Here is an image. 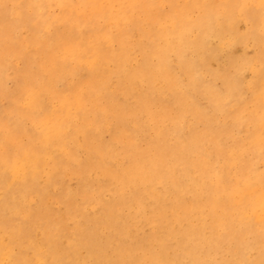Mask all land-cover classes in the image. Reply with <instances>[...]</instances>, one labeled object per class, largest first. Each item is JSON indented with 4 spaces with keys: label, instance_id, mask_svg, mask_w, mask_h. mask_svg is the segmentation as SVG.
Listing matches in <instances>:
<instances>
[{
    "label": "bare ground",
    "instance_id": "bare-ground-1",
    "mask_svg": "<svg viewBox=\"0 0 264 264\" xmlns=\"http://www.w3.org/2000/svg\"><path fill=\"white\" fill-rule=\"evenodd\" d=\"M5 1L0 0V37L10 31L13 50L18 40L16 31L25 30L29 40L22 42L30 43L40 59L18 56L14 79L20 77L26 87L0 96V116L4 107L14 103L11 113L15 122L14 129L5 133V142L0 143V233L9 234V242L0 239V264H83L77 256L71 259L70 253L75 255L80 245L96 252L97 242L80 224L74 223V241L66 240L64 226H60L59 220L84 213L76 201L86 199L89 190L78 169L69 170L74 187L64 189L65 182L58 173L62 161L56 149L67 153L73 167H81L73 146L81 133L84 141L78 147L88 149V156L111 154L117 145L135 167L139 155L136 140L141 134L137 113L154 125L173 118V128L162 130L159 126L158 137L174 134L177 146L171 152L176 158L184 150L198 155L196 161L187 156L192 167L185 173L195 170L186 182L169 173L165 178L170 183L159 194L146 187L161 209L169 195L174 203L171 211L176 214L173 208H182V212L190 209V192L212 189L214 193L210 224L193 227L192 234L190 229L182 231V241L176 243L170 241L174 238L167 229L154 238L157 253L148 252V263H199L202 247H218V242L212 244L209 236L205 237V229L210 228L216 230L214 240H222L225 234V242L231 238L235 241L229 264H264V173L255 178L253 172L257 162L264 164V0H10L12 8ZM52 11L54 16L49 17ZM13 63L0 65L1 87L6 68L11 69ZM74 102L79 105L67 115ZM76 114L79 117L69 118ZM29 116L47 122L33 139L39 143L35 149H27L16 139L20 119ZM104 131L109 132L110 139H102ZM28 132L23 128L19 133L28 136ZM181 134L189 139L181 138ZM51 135L59 137L53 148ZM155 148L161 150L160 145ZM42 156L54 159L55 164H44ZM93 163L113 171L105 156ZM131 168L110 176L123 185L121 179ZM232 169H239L235 176ZM41 178L43 185L36 181ZM57 184L62 189L56 199L65 204L61 214L42 209ZM225 187L236 189L240 197L221 205L219 192ZM124 190L121 186V196ZM140 198L131 200L135 216L142 209ZM163 211L157 222L150 223L165 224ZM224 212L228 215L220 219ZM117 218V210L109 214L108 226L115 229L105 235V241L112 233H120L122 224L114 223ZM33 226L40 240L34 237ZM221 228L229 232L218 233ZM248 235L252 236L250 243L246 241ZM171 247L173 254L168 250ZM122 252L127 264H140L133 250Z\"/></svg>",
    "mask_w": 264,
    "mask_h": 264
},
{
    "label": "rangeland",
    "instance_id": "rangeland-1",
    "mask_svg": "<svg viewBox=\"0 0 264 264\" xmlns=\"http://www.w3.org/2000/svg\"><path fill=\"white\" fill-rule=\"evenodd\" d=\"M5 2L7 7H11V8L13 7L12 2L10 0H6ZM53 16H54V12L52 11L49 14V17H53ZM9 36H10V31H9V35L0 37V65L2 63L4 64H7L8 62L11 63L12 61H14V63L11 69L10 67H8V69L6 68L3 79L4 85L2 87L0 86V96L4 95L7 91L15 90L16 87L18 89L15 93L19 92V88L26 87V83L24 81L21 82L20 77L14 79L13 71L16 66L15 63L19 60L18 56L27 54V55H31L33 59L36 60L40 59V57L36 54L34 49L30 46V43L22 42L24 39L29 40L26 37L25 30L19 29L18 31H16V35L14 37L18 38V40L14 42L16 43V45L13 48V50L10 48ZM14 43H11V45L13 46ZM88 53L92 54V52H88ZM217 84L218 81H216L215 85ZM119 98L123 99L121 95H119ZM200 101L203 102L204 99L200 97ZM130 102L134 103V100L130 99ZM77 105H79V103L74 102L72 104L71 109L68 112H66V114L67 115L73 114L75 110V107L73 106H77ZM90 105H91L90 103L87 105V112H90L89 111ZM13 106L14 103H11L7 107H4V112L0 116V143L2 144L6 140L5 133L14 129L15 127V122L13 120L14 115L11 113V108ZM137 115H138V124L141 127V132H140L141 134L137 137L136 140V145L139 155H136L135 167L129 164V159L126 158V153H124L122 151V148H119L117 145L113 147L111 154L101 153L96 158L88 156L86 152L88 151V149H86L84 146H83L84 149L81 146L78 147V145H83V141H84V137L81 133H78L76 142L73 143L74 154L76 158L79 160L81 167L79 168L73 167V165H71L66 158L67 153L61 150V148L56 149L57 157L60 158V160L62 161V164L58 165V173L60 174V178L63 179L65 182L64 189L71 190L74 187L75 179L74 177H72V174H69V170L78 169L83 175V177L86 179L89 190L88 192L89 196L86 199H83L81 197L78 201H76L77 205L81 204L84 213L83 214L78 213L76 216H74V218H66V219H62L61 221L59 220L60 226H64L63 232H65L67 236L66 240L74 241L76 239V235L73 233L74 231L73 226L74 223H77L80 224L82 228H85L86 235H88L89 238L94 239V243L97 242L98 244V248L94 247L96 252H89L84 245H80L77 248L75 255L70 253L69 257L73 260H76L74 257L77 256L80 259V261L84 260V263H88V264H127V260L124 259V254L122 255L123 253L122 249H124V251L133 250L134 251L133 254L136 256L135 260L139 261L140 264H150L146 260L148 256V252L152 251L153 253H157L158 243L156 240H154V238L161 237L164 231H166L167 229L170 230V233L174 238V240L171 239L170 241L176 243L177 241H179V239L180 241H182V237H181L182 231H188V229H190L189 233H191V229L193 227H203L204 225L208 226L211 222L209 210H211L210 204L212 202L211 200L212 196L214 195L212 189H207L208 192L207 191L202 192L204 193L205 197H203L202 193L194 194L190 192L188 194L189 199L187 200V203L190 201L189 202V204L191 205L190 209L188 208L184 212H182V208L181 209L173 208L176 214H174L171 211V208L174 205V203L171 201L172 195H169V199L164 202V207L161 209L160 204L158 203V201L155 200V196L151 193L150 190L147 191L146 187L148 186L152 187L155 193L162 191L164 186L167 183H170V180L165 178L166 175H168L169 173H172L174 177L178 178L182 182H186L189 176L191 175V173H193V171L195 170L194 167L191 173L189 174L185 173V169H189L192 167V165H189L187 163L188 159L190 160V158H193L196 161L198 159V155L192 151L186 153V150H184L182 151V153H180L181 156H179L178 154L180 158H176L175 154L171 152L175 150L177 146V142L175 140L174 134H166L163 137H158V127L160 126L162 130L165 128L166 129L173 128L172 125V122L174 121L173 118H166L160 125H154L153 123H149L145 119L144 114L137 113ZM74 117L77 118L79 117V115L76 114L75 116L69 118L72 119ZM91 117H92V112L89 113V118ZM74 121H78V119H75ZM45 122L46 119H41L39 120V122H37L36 118L31 116L25 119H20V124H21V126L19 125L21 127L20 130H22L23 128L29 129L28 132L29 134L28 136H22L21 133H19L20 132L19 130L16 132L17 133L16 139L22 140L26 144L27 149L29 146L35 149L37 146H39V143H37L33 139L34 137L39 136L38 133L39 129L43 127V125L47 127V122L46 123ZM54 127L55 128L57 127L56 123H54ZM80 130L81 128L78 130V132ZM63 136L64 135H62L61 137ZM123 136H127V135H123ZM51 137H52V148H53L55 147L54 144L57 142V139H59V137L54 135H51ZM101 137L103 140H108L111 138L109 132L107 131L102 132ZM180 137L187 140L189 139L185 134H181ZM92 143L94 144L93 141ZM157 145L161 146V150H156L155 147ZM104 156L105 159L110 164L109 168L113 170L110 173L107 171L106 167L102 166L105 169L104 170L98 168L97 164L93 163V162H98L99 160L102 159L104 160ZM42 161L44 164L50 167H52L55 164V160L48 156H42ZM137 162L140 163L137 164ZM130 166H132V168L128 171L126 176L123 179H121L123 185L120 182V179L115 180L111 178L110 174L112 173L118 174L120 170L122 169L127 170ZM254 168L255 169H253V172L255 176H257L255 178L261 177L260 175L261 174L263 175L264 173L263 170L264 164L262 162L259 163L257 162L256 165H254ZM238 171L239 169H232V174L235 176L236 173H238ZM213 172L214 170H212V173ZM229 177L231 180L232 176L229 175ZM36 181L38 184L43 185L44 179L41 178L39 181L38 180ZM89 184L91 185V187ZM121 186L125 189L124 196H121L120 194ZM54 188L55 190H52L51 198H49L47 202L42 205V209H49L53 213L61 214L65 211V204L61 201H57L56 195L58 192H61L62 188H60L59 184L55 185ZM133 189H135L134 194H133ZM209 192H210V196H209ZM230 192H231L230 194L231 196L229 195ZM219 193H221L219 194V197L221 198L222 196L221 199L219 198V203L221 205L226 203H231V201L229 200L232 199H233L232 200L233 203L234 201H236V199L240 197V193L236 189L230 187L222 188ZM225 195L227 196L229 195V197L226 198L227 196ZM139 197H141L140 200L138 201L141 203L142 209L140 211V214L139 215L137 214L135 216L133 209L135 205L131 200L132 199L137 200ZM186 197L187 195H185V198ZM224 197L226 198V200L223 199ZM208 199H210L211 201ZM106 201L108 205L105 204ZM115 210H117L118 218L114 220V223L115 225L122 224L120 233L119 234L112 233L110 239L105 241L104 239L107 237L105 235L109 231L112 232L115 229L114 228L112 230L108 226L109 214H114ZM162 210H164L163 214L167 218L166 223L165 224L150 223V221L157 222V219L160 216V212ZM181 212L184 215L181 214ZM197 215L199 216L197 217ZM227 215H228L227 212L222 213L220 215V219L222 216H227ZM18 216H21L20 213L18 214ZM203 222L205 223L204 225ZM213 230H211L210 228L208 229L206 228L204 231L205 237L209 236L208 238L211 243L214 242L215 244V241L218 242V247H215L214 245L202 247L201 251L203 250L202 251L203 258L200 259L199 263L197 264H200L202 262H203L202 264H224V263L229 264L228 262H230L229 259L230 258L229 256H231L230 248H232V250L234 249L235 241H233V239L231 238L230 240L228 241L226 240L225 242V238H224L226 237L224 236L225 234L221 235L222 240L224 238L223 241L214 240L217 238L214 233V231L216 230L214 231ZM31 231L34 237L40 240L39 232L37 231L35 226L32 227ZM211 231L213 234L212 233L209 234V232ZM217 232L228 233L229 229H227L226 232L225 228H221ZM149 233H151L152 236L149 237ZM251 237L252 236L250 235L246 236L247 239L246 241L248 243L252 241ZM0 239L4 242H9V234L5 231L1 232ZM64 240H65V236L62 235L63 243H65ZM211 243H209V245ZM179 247L181 250V246ZM118 249L121 251V254L118 251ZM168 250L170 253L173 254V250H174L173 247L168 248ZM203 252L205 256H203ZM210 253H212L213 255ZM222 253L225 255L223 256ZM176 258H180V257L176 255ZM213 260L214 261L216 260L217 263H215ZM210 261L213 262L209 263ZM45 263L48 262L45 260ZM79 263L76 262L75 264H79Z\"/></svg>",
    "mask_w": 264,
    "mask_h": 264
}]
</instances>
